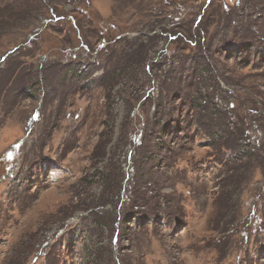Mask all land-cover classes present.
Listing matches in <instances>:
<instances>
[{"label":"rangeland","instance_id":"1","mask_svg":"<svg viewBox=\"0 0 264 264\" xmlns=\"http://www.w3.org/2000/svg\"><path fill=\"white\" fill-rule=\"evenodd\" d=\"M165 1L0 0V264H264V0Z\"/></svg>","mask_w":264,"mask_h":264},{"label":"trees","instance_id":"2","mask_svg":"<svg viewBox=\"0 0 264 264\" xmlns=\"http://www.w3.org/2000/svg\"><path fill=\"white\" fill-rule=\"evenodd\" d=\"M164 3H165V5H167L165 0H164ZM175 39H176V38H175ZM175 39H174V40H175ZM237 49H238V48H237ZM239 52H240V51H239ZM240 53H241V52H240Z\"/></svg>","mask_w":264,"mask_h":264}]
</instances>
